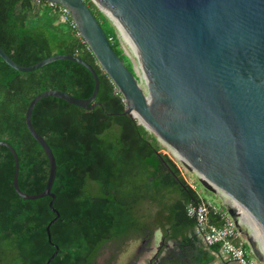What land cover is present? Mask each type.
I'll use <instances>...</instances> for the list:
<instances>
[{"label":"trees","instance_id":"16d2710c","mask_svg":"<svg viewBox=\"0 0 264 264\" xmlns=\"http://www.w3.org/2000/svg\"><path fill=\"white\" fill-rule=\"evenodd\" d=\"M85 2L113 49L133 70L116 25L94 1ZM109 22L115 31L106 29ZM0 45L23 66L54 54L76 55L93 65L100 78L94 108L47 96L32 113L33 125L51 146L58 167L52 191L60 217L50 229L59 252L50 264H95L106 248L119 253L147 232L163 230L185 238L194 234L196 222L188 207L205 199L158 136L137 117L124 114V96L116 93L76 26L63 19L59 5L0 0ZM94 86L89 69L75 61L58 60L22 72L0 56V140L18 153L22 191H44L50 174L48 156L26 123L31 100L49 89L87 99ZM14 172L11 150L0 145V264H46L56 250L46 230L56 217L49 206L51 197L20 196L13 185ZM210 217L215 224L223 223L214 210ZM207 247L219 250L218 245Z\"/></svg>","mask_w":264,"mask_h":264},{"label":"water","instance_id":"95a60500","mask_svg":"<svg viewBox=\"0 0 264 264\" xmlns=\"http://www.w3.org/2000/svg\"><path fill=\"white\" fill-rule=\"evenodd\" d=\"M44 1L69 10L80 36L124 96V114L137 117L199 176L206 190L224 198L226 211L264 264V248L252 227L244 228L240 212L246 210L264 231V0H92L131 39L146 87L136 68L129 69L113 49L85 0ZM0 56L22 72L58 60L75 61L88 68L95 81L87 99L49 89L28 105V129L50 162L44 191L29 194L21 190L18 153L9 142L0 140L15 159L17 193L25 199L51 197L49 206L56 217L46 230L56 250L46 263L50 264L59 252L50 229L60 217L52 191L58 167L51 146L33 125L32 113L47 96L94 108L100 78L93 65L76 55L54 54L23 66L0 45Z\"/></svg>","mask_w":264,"mask_h":264},{"label":"flooded vegetation","instance_id":"af4514ba","mask_svg":"<svg viewBox=\"0 0 264 264\" xmlns=\"http://www.w3.org/2000/svg\"><path fill=\"white\" fill-rule=\"evenodd\" d=\"M105 250L95 264H221L210 255L211 249L199 240L195 230L189 238L171 237L163 230L147 232L130 240L119 253L110 248ZM222 264L237 263L223 261Z\"/></svg>","mask_w":264,"mask_h":264},{"label":"built area","instance_id":"2783aa9c","mask_svg":"<svg viewBox=\"0 0 264 264\" xmlns=\"http://www.w3.org/2000/svg\"><path fill=\"white\" fill-rule=\"evenodd\" d=\"M59 9L62 13L63 19L65 21L68 20L73 25H75L69 10L61 5H59ZM120 33L122 40L129 45L124 34L121 31ZM131 49L133 50V48ZM115 89L116 93L120 92L119 88L116 85ZM173 154L178 157L174 152ZM191 185L194 188L197 187L195 182L193 181H191ZM213 210L214 212L220 213V215L222 216V224L218 225L211 221L210 215ZM188 214L195 219V234L198 236L199 240H201L206 246L212 247L218 245L221 254H223L225 258L232 260L237 264H256L250 259V256L248 254V252L251 251L248 242L242 237L235 221L231 218L227 211H221L210 202L203 200L201 203L190 204L188 207ZM241 219L244 224H247L245 218L242 216V212ZM248 226L250 227L249 224Z\"/></svg>","mask_w":264,"mask_h":264},{"label":"rangeland","instance_id":"374dc122","mask_svg":"<svg viewBox=\"0 0 264 264\" xmlns=\"http://www.w3.org/2000/svg\"><path fill=\"white\" fill-rule=\"evenodd\" d=\"M105 14V13H104ZM106 15V14H105ZM107 16V15H106ZM108 17V16H107ZM108 19L110 20V22H112L114 24V22L108 17ZM109 23H106L105 27L107 30H113L115 31V27H113L112 29V25ZM117 33L120 35V31L119 29L117 28ZM127 40V39H126ZM129 43V42H128ZM122 48L124 49L125 53L130 57L131 61H132V64H133V69L134 67L137 69L140 77H141V84L143 87H146V81H145V77L143 76L142 74V71L140 70L139 68V64H138V60H137V57L136 55L134 54L133 50L131 49L132 47H130L127 43H125L123 40H122ZM161 144L163 145V147H166V150L167 152L176 160V162L179 164L180 167H182V169L184 170L185 172V175L188 179H190L191 181L195 182L196 183V186H197V189L199 190L201 196L207 201V202H210L212 205L216 206L218 209L222 210L223 208H225V206L223 205L224 204V198L222 196H220L219 194H216L214 192H210L208 190L205 189V187L203 186V184L200 182L199 180V176L195 173V172H192L190 170H188L184 165H183V162L178 158L176 157L172 150L167 146L166 143L160 141ZM226 210V209H225ZM247 224H244V228L249 230V226H248V222L246 221ZM157 237H160V232L157 233ZM249 256H250V259L258 264L259 261L257 260V258L254 256V254L249 251L248 252ZM125 258V257H124ZM100 260L102 261L103 260V257L100 258ZM217 262L221 263L222 264V260H220L219 258L216 259Z\"/></svg>","mask_w":264,"mask_h":264},{"label":"bare ground","instance_id":"6f19581e","mask_svg":"<svg viewBox=\"0 0 264 264\" xmlns=\"http://www.w3.org/2000/svg\"><path fill=\"white\" fill-rule=\"evenodd\" d=\"M121 30H122V33L124 34L125 38L129 42V44L131 45V47H133L134 51H136V48L133 45L131 39L129 38V36L123 30L122 27H121ZM241 212H242V216L245 218V220L248 222V224L252 227L254 235L261 242V244L264 248V231L262 230V228L259 226V224L252 218V216L246 210L241 209Z\"/></svg>","mask_w":264,"mask_h":264},{"label":"crops","instance_id":"0c3cea01","mask_svg":"<svg viewBox=\"0 0 264 264\" xmlns=\"http://www.w3.org/2000/svg\"><path fill=\"white\" fill-rule=\"evenodd\" d=\"M101 10V9H100ZM102 11V10H101ZM196 184V183H195ZM211 256H213L214 258H219L220 260H222V261H227V262H231L232 260H229V259H227V258H225L224 256H223V254H221V252L218 250V251H213V250H211V254H210Z\"/></svg>","mask_w":264,"mask_h":264}]
</instances>
